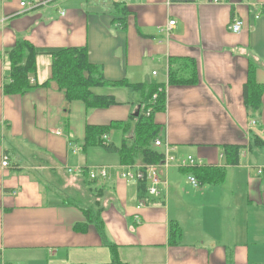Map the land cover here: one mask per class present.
<instances>
[{
    "label": "crops",
    "instance_id": "0c3cea01",
    "mask_svg": "<svg viewBox=\"0 0 264 264\" xmlns=\"http://www.w3.org/2000/svg\"><path fill=\"white\" fill-rule=\"evenodd\" d=\"M236 16L240 32L230 30ZM19 40L43 49L24 93L6 89ZM81 47L105 80L131 85L92 86L114 97L105 108L68 102L52 80L47 48ZM172 71L194 72L196 82L172 83ZM151 84L153 102L163 98L152 115L154 140L164 143L153 145L159 163H122L100 144L83 148L88 125L136 123ZM246 84L259 99L255 110ZM259 85L264 0H0V264H264ZM116 130L119 144L115 129L108 137L119 147L125 134ZM99 149L105 159L94 165L108 166V176L69 172L87 170ZM138 164L156 165L159 194L150 195L151 180L120 175Z\"/></svg>",
    "mask_w": 264,
    "mask_h": 264
},
{
    "label": "trees",
    "instance_id": "16d2710c",
    "mask_svg": "<svg viewBox=\"0 0 264 264\" xmlns=\"http://www.w3.org/2000/svg\"><path fill=\"white\" fill-rule=\"evenodd\" d=\"M43 49L35 48L27 40H19L16 46L10 51L12 64L10 76L11 82L6 85L8 91L18 93L26 92L30 87L28 74L36 67V55ZM54 53L53 78L60 89L65 91L66 99L71 102L80 99L88 107L105 108L115 102L114 97L100 96L93 93L92 86L98 84H109L115 86L131 87L127 80L110 82L103 78L101 70L92 65L87 59L86 48H47ZM250 71L249 83L253 84ZM173 75V76H172ZM172 83L192 84L196 82L194 72L187 76H182L172 71ZM158 84L149 85V99L140 105V114L136 118V123L127 121H112L106 125H88L87 134L83 148L93 144L102 145L108 152H119L122 163H134L138 159L144 163H159L163 159V154L153 148V143L158 135V127L152 121L155 110L161 106L163 98L161 95L153 102L152 96L157 90ZM248 86L245 88L246 104L254 110L259 107V99L252 95L248 96ZM258 92L264 90V85L256 87ZM152 107V113L146 115L147 110ZM144 108V109H143ZM134 118V117H132ZM122 129L125 137L121 146H116L113 142H106L108 133L112 130ZM87 176V175H84ZM86 179H91L87 176ZM94 180V179H91Z\"/></svg>",
    "mask_w": 264,
    "mask_h": 264
},
{
    "label": "built area",
    "instance_id": "2783aa9c",
    "mask_svg": "<svg viewBox=\"0 0 264 264\" xmlns=\"http://www.w3.org/2000/svg\"><path fill=\"white\" fill-rule=\"evenodd\" d=\"M215 3H220L223 0H213ZM27 4L26 1H22L21 5L25 6ZM258 16V15H257ZM175 24V20H171L168 23V29H170L173 25ZM243 28V21L239 17H234L232 19V22L230 23V30L233 32H240ZM156 74V72H154ZM156 97V96H155ZM150 109L148 110L147 114L149 115ZM109 137H106V142H109ZM156 145H163V141L161 139H157L155 141ZM79 148H74V151H77ZM173 160V157L167 156L165 159V164L170 163ZM189 162H194V158L189 156L188 157ZM3 166L9 165V161L6 157L4 161L2 162ZM109 167L108 166H97L94 168H88L86 170L85 167H77V168H69V172H74V173H84L88 172L89 176L93 179H96L97 177H106L109 175ZM261 172V171H260ZM120 175L127 180H136V179H147L148 181L151 180V185L149 187V193L150 195H157L159 194L158 190V183L159 179L157 176V168L156 165L154 164H138V165H129V166H124L123 169L120 171ZM189 180L194 184L198 185L199 183L193 176H189ZM145 205V202L143 200L140 201L138 208L142 207Z\"/></svg>",
    "mask_w": 264,
    "mask_h": 264
},
{
    "label": "rangeland",
    "instance_id": "374dc122",
    "mask_svg": "<svg viewBox=\"0 0 264 264\" xmlns=\"http://www.w3.org/2000/svg\"><path fill=\"white\" fill-rule=\"evenodd\" d=\"M119 118V117H121V115H119V113L118 114H116L115 116H113V118ZM112 138H113V140L117 143V144H119L120 143V141H121V138H122V136H123V134H122V132L121 131H118V130H115V131H112ZM114 136V137H113ZM76 145V144H75ZM80 145V144H79ZM153 145H155V143H153ZM71 148H76V146H73V147H71ZM95 149H98V148H95ZM99 152H97V153H93L92 151H91V153L89 154V156H88V158H89V164H92L91 166H90V168H94V167H97V165H94V164H96V163H94V162H102L104 159H105V156H104V154H105V152L103 151V150H98ZM102 153V154H101ZM101 154V155H100ZM116 157H117V155H115ZM110 157H112V156H110ZM75 161H76V157H75Z\"/></svg>",
    "mask_w": 264,
    "mask_h": 264
},
{
    "label": "water",
    "instance_id": "95a60500",
    "mask_svg": "<svg viewBox=\"0 0 264 264\" xmlns=\"http://www.w3.org/2000/svg\"><path fill=\"white\" fill-rule=\"evenodd\" d=\"M139 113L137 112L135 115H138Z\"/></svg>",
    "mask_w": 264,
    "mask_h": 264
}]
</instances>
